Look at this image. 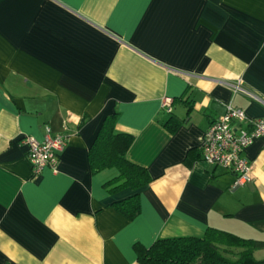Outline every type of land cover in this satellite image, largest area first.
Here are the masks:
<instances>
[{"label": "crops", "instance_id": "crops-1", "mask_svg": "<svg viewBox=\"0 0 264 264\" xmlns=\"http://www.w3.org/2000/svg\"><path fill=\"white\" fill-rule=\"evenodd\" d=\"M228 104L264 119V0H0V264H140L135 245L210 228L264 240V138L234 189L201 160ZM112 114L150 175L137 190L90 167ZM47 127L67 142L59 171L34 176L20 140ZM134 193L128 218L114 203Z\"/></svg>", "mask_w": 264, "mask_h": 264}, {"label": "trees", "instance_id": "trees-1", "mask_svg": "<svg viewBox=\"0 0 264 264\" xmlns=\"http://www.w3.org/2000/svg\"><path fill=\"white\" fill-rule=\"evenodd\" d=\"M133 136L116 132L115 115L105 118L89 150L93 173L114 167L118 176L108 181L110 192L130 188L137 190L151 179L147 170L132 163L127 152ZM115 208L128 218L139 212L138 194L114 203ZM140 264H264L254 252L264 250V240L243 238L236 234L210 228L202 237L158 239L149 247L135 245Z\"/></svg>", "mask_w": 264, "mask_h": 264}, {"label": "built area", "instance_id": "built-area-1", "mask_svg": "<svg viewBox=\"0 0 264 264\" xmlns=\"http://www.w3.org/2000/svg\"><path fill=\"white\" fill-rule=\"evenodd\" d=\"M239 85L238 81L236 88H239ZM171 105L172 99L164 97L162 107L171 112ZM257 138H264V119L248 118L243 110L228 104L225 112L211 121L204 134L200 148L201 160L233 172L235 179L231 188L234 189L251 180L250 166L242 153ZM66 142L65 133L52 134L49 127L46 128L42 140L29 135L21 138L20 143L26 147L34 176L44 168L53 173L59 171V154Z\"/></svg>", "mask_w": 264, "mask_h": 264}, {"label": "rangeland", "instance_id": "rangeland-1", "mask_svg": "<svg viewBox=\"0 0 264 264\" xmlns=\"http://www.w3.org/2000/svg\"><path fill=\"white\" fill-rule=\"evenodd\" d=\"M254 257L256 259L264 258V250H258L254 252Z\"/></svg>", "mask_w": 264, "mask_h": 264}]
</instances>
